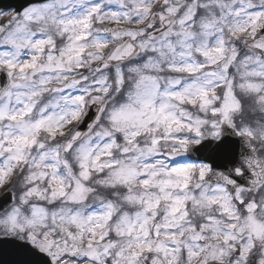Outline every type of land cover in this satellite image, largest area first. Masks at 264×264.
I'll list each match as a JSON object with an SVG mask.
<instances>
[{
    "label": "snow or ice",
    "instance_id": "1",
    "mask_svg": "<svg viewBox=\"0 0 264 264\" xmlns=\"http://www.w3.org/2000/svg\"><path fill=\"white\" fill-rule=\"evenodd\" d=\"M0 72L8 264H264V0L0 8Z\"/></svg>",
    "mask_w": 264,
    "mask_h": 264
},
{
    "label": "water",
    "instance_id": "2",
    "mask_svg": "<svg viewBox=\"0 0 264 264\" xmlns=\"http://www.w3.org/2000/svg\"><path fill=\"white\" fill-rule=\"evenodd\" d=\"M37 2H44V0H0V8L7 9L11 6V9L18 10L21 6L27 7L30 4L37 3ZM8 83L6 75L1 72L0 73V87L6 86ZM95 112V109H90L88 117L85 119L84 125L81 126V130H86V126L88 123L91 122V118ZM11 203V200L5 196L4 194L0 196V211L6 209ZM16 242H4L3 248L5 254L0 256V264H8V261L12 259V257L8 254V251L14 247Z\"/></svg>",
    "mask_w": 264,
    "mask_h": 264
},
{
    "label": "rangeland",
    "instance_id": "3",
    "mask_svg": "<svg viewBox=\"0 0 264 264\" xmlns=\"http://www.w3.org/2000/svg\"><path fill=\"white\" fill-rule=\"evenodd\" d=\"M249 116H250L251 119H258L259 118V114L258 113H252V112H250L249 113ZM70 162H71V160H70ZM3 192H4V190L3 189H0V194L3 193Z\"/></svg>",
    "mask_w": 264,
    "mask_h": 264
}]
</instances>
